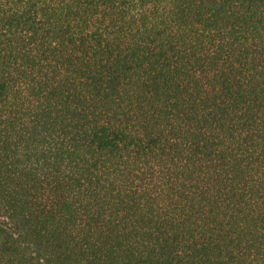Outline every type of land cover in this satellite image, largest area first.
I'll use <instances>...</instances> for the list:
<instances>
[{
  "label": "trees",
  "instance_id": "1",
  "mask_svg": "<svg viewBox=\"0 0 264 264\" xmlns=\"http://www.w3.org/2000/svg\"><path fill=\"white\" fill-rule=\"evenodd\" d=\"M0 264H264V0H0Z\"/></svg>",
  "mask_w": 264,
  "mask_h": 264
}]
</instances>
